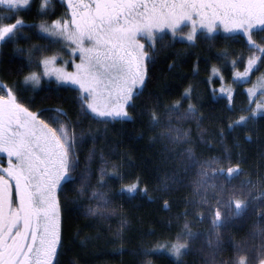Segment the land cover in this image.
<instances>
[{
  "label": "snow or ice",
  "instance_id": "snow-or-ice-1",
  "mask_svg": "<svg viewBox=\"0 0 264 264\" xmlns=\"http://www.w3.org/2000/svg\"><path fill=\"white\" fill-rule=\"evenodd\" d=\"M33 2L0 0L5 13L0 16V43L11 44L20 58L11 61L15 80L0 77V154L7 158L6 166L0 161V264H54L62 242L65 182L74 186L71 202L77 211L83 206L87 215L102 220L120 217L114 239L108 242H118L114 250L121 251L129 244L126 231L131 222L118 201L138 192L148 195L149 189L146 183L140 186L139 176L125 183L128 177L122 158L112 160L103 149L97 157L96 141L102 139L110 122L133 118L130 109L137 92L147 85L148 61L159 54L157 38L163 40L165 30L171 37H184L190 45L206 34L211 47H215L213 35L218 31L242 34L234 39L245 41L247 56L244 51L232 54L228 62L233 80L218 91L212 88L213 97L226 96L227 106L234 107V90L247 84L249 74L264 65V38L258 39L255 33L257 28L264 31V0H63L65 11L56 18L49 14L50 0H39L36 14L40 19L29 25L34 31L26 32V21L15 14ZM21 35L25 43L20 42ZM229 55L228 48L217 50L218 60H228ZM212 74L225 80L216 64ZM259 80L264 81V72ZM53 81L74 91L76 120L62 107L33 110L31 98L23 96V92L43 90ZM207 83L214 84L212 75ZM193 91L190 84L179 99L164 104L162 112L157 97L150 112V123L161 129L160 137L175 146H165V161L173 160L175 166L165 170L162 187L191 188V195L182 198L183 210L167 223L169 230L173 221L178 227L175 240L149 245L141 239L129 251L145 257L165 252L174 264H188L185 257L203 238L205 244L195 248L199 264H264V173L254 178L248 175L237 183L235 177L246 172L242 159L232 163L230 155L204 157L196 151L198 141L206 142L207 129L201 123L204 105L198 97L193 102ZM246 91L248 104L241 109L244 114L229 120L228 129L264 113V85L260 99L256 83ZM184 100L188 101L186 107ZM53 111L60 120L44 115ZM84 121L89 122L87 129ZM190 121H196L199 136L182 126ZM76 125H81L79 132ZM224 131L221 128V136ZM89 140L92 146L81 168L79 153ZM97 158L99 163L94 167ZM193 169L195 179L189 184L187 178ZM85 198L87 205H83ZM162 207L170 209L171 202L165 199ZM249 208L255 218L251 233L236 239L232 221ZM206 220L207 227L201 228ZM257 238L258 244L254 242ZM226 251H230L227 257L223 255ZM140 264L153 261L142 260Z\"/></svg>",
  "mask_w": 264,
  "mask_h": 264
},
{
  "label": "trees",
  "instance_id": "trees-1",
  "mask_svg": "<svg viewBox=\"0 0 264 264\" xmlns=\"http://www.w3.org/2000/svg\"><path fill=\"white\" fill-rule=\"evenodd\" d=\"M38 3L39 0H34L30 8L15 14L24 18L26 24L23 27L29 31L32 30L29 25L40 19L36 14ZM64 11L65 6L61 1L51 0L49 14L54 13L51 18L60 16ZM3 15L5 13L1 7L0 16ZM262 32H255L258 39L263 38L264 31ZM22 36L19 37V40L21 43H25ZM235 36L223 34L213 36L215 47L209 45L206 34L200 36L195 44L191 45L169 35L164 36L163 40H157L156 47L159 49V54L154 59L149 58L147 85L137 93L136 102L130 109L133 118L110 122L106 131L102 128L104 135L95 144L97 157L99 151L103 149L112 160L119 162L122 158L123 170L128 177L124 181L125 183H129L139 176L141 178L140 186L144 187L145 183L148 186V195L138 192L132 198L126 197L122 201H118L123 204V211L131 222L126 231L129 244L123 250L115 251L114 248L118 246V242L113 244L108 241L114 239L112 234L119 227L120 217L117 215L108 220H102L87 215L86 208L83 206L77 211L71 202L74 186L65 182L68 188L65 193L61 194L64 204L62 242L58 247L54 264H139L140 261L147 259H151L153 264H174L173 258L165 252L153 253L145 257L132 255L129 251L141 239L149 245L155 244L157 241L163 243L166 240H175L178 227L173 221L169 230L167 228L168 220L183 210L182 198L191 195L190 187H181L178 190H165L162 187L165 170L175 166L173 160L165 161V157L168 155L165 146L167 145L169 149L175 146L162 139L159 135L161 129L150 123L151 106L155 104L157 97L161 104L159 111L162 112L164 104L179 99L184 88L190 84L193 85V102H196L198 97L203 103L201 111L204 119L201 123L207 129L204 133L206 142L198 141L196 151L202 152L204 157L230 155L232 163H236L238 158L242 159L244 161L242 167L246 172L235 177L234 182L237 183L248 175L254 178L258 173H264V113H258L254 120L241 123L234 129L227 128L229 120H235L244 114L241 109L248 104L244 89L249 81L247 84H240L234 90L235 104L232 108L227 106L226 96H212L213 87L218 91L222 85L226 87L233 80L231 64L228 62L232 54L244 51L245 57L247 56L245 41L243 39L237 41L234 39ZM12 47L11 44L0 43V77L8 82L16 79L15 74L11 71V61L20 59L13 53ZM223 48L229 49L228 60L217 59V50ZM184 49L187 51L185 52ZM214 64L221 68L225 77L223 82L219 75L212 74ZM239 67L241 70L243 64H240ZM210 75L214 81L213 85L207 83ZM23 96L31 98L33 110L62 107L71 120L77 118V105L73 100L74 91L67 86L58 87L54 82L47 83L43 86V90L25 91ZM187 104L188 101L184 100L183 106L186 107ZM45 113L47 114V112ZM164 119L167 117L165 116ZM173 121L175 122V117H173ZM88 124V121H84L83 127L87 129ZM92 126L96 127L95 124ZM182 126L190 128L193 136H199L196 121L184 122ZM69 127L71 128V125ZM221 128L225 129L223 136L220 134ZM80 129L81 125L75 126V131L79 132ZM91 146L92 141L89 140L79 153L81 168L84 166L88 148ZM184 146L180 145L179 147ZM98 163L97 158L93 166L97 167ZM193 179H195V169L189 174L187 183L190 184ZM115 186L119 187V182ZM65 195L67 196L66 200L64 199ZM149 196H153L155 199L150 200ZM165 199L171 202V208L168 210L162 207ZM88 203L89 201L85 198L83 205ZM254 219L252 210L249 208L232 221V234L236 239L249 235ZM207 224L206 220L200 227H207ZM153 229L155 230L153 235H146ZM98 233L99 238H96ZM254 242L258 244L259 238ZM204 244L203 238H200L194 245L203 246ZM229 254L230 251H226L223 255L227 257ZM186 257L188 264H196L194 260H197V257L192 255V251H189Z\"/></svg>",
  "mask_w": 264,
  "mask_h": 264
},
{
  "label": "rangeland",
  "instance_id": "rangeland-1",
  "mask_svg": "<svg viewBox=\"0 0 264 264\" xmlns=\"http://www.w3.org/2000/svg\"><path fill=\"white\" fill-rule=\"evenodd\" d=\"M59 1H63V0H59ZM50 4H51V0H50ZM65 5V4H64ZM3 8V6H0V8ZM65 7H66V5H65ZM26 9V8H25ZM22 10H24V9H22ZM10 22V21H9ZM24 30L27 32V31H29V30H27V29H25L24 28ZM30 31H34V29H32V30H30ZM256 31H260L261 33H263L262 32V30L260 29V28H257L256 30H255V32ZM219 33H222L223 35H226V36H228V35H242V34H239V33H233V34H229V33H225V32H223L222 30L221 31H219ZM163 36H166V35H169V36H171L170 35V33L167 31V30H165L164 31V33L162 34ZM22 38L24 39V37L22 36ZM175 38L176 39H178V40H181V41H184V42H187L186 41V39L184 38V37H181V36H175ZM263 38H264V35H263ZM159 39V37L157 38V40ZM24 41V40H23ZM187 43H189V42H187ZM241 70H243V68L241 69ZM261 72H264V65H261L260 66V68L257 70V71H255V72H252V73H250L249 75H250V77H251V79L249 80V83L245 86V89H244V91H245V93L247 94V91H246V88H247V86H250L251 84H253V83H256V91H257V99H260L261 97H260V89H261V86L262 85H264V81H261V80H259V77H260V74H261ZM45 79H47V78H45ZM54 82V81H53ZM47 84V83H46ZM45 84V85H46ZM68 87V86H67ZM73 88H74V86H73ZM37 90H39V89H37ZM37 90H35V91H37ZM139 91H141V90H139ZM138 91V92H139ZM137 92V93H138ZM248 95V94H247ZM46 117H50L51 119H53V120H60L61 119V117H60V115L59 114H57V113H54V112H47V114L45 113L44 114ZM124 120H127V118L126 119H124ZM3 155V154H2ZM253 228V227H252ZM252 230V229H251ZM251 230H250V232H249V235H250V233H251ZM248 235V236H249ZM197 247H200V246H198V245H194L193 246V250H191L192 251V255H194V256H196L197 257V260H194V263H196V264H199V262H200V256H199V254L198 253H196V251H195V248H197ZM187 258V257H186ZM196 259V258H195ZM54 260H55V257H54ZM55 262V261H54ZM140 264V263H139Z\"/></svg>",
  "mask_w": 264,
  "mask_h": 264
},
{
  "label": "flooded vegetation",
  "instance_id": "flooded-vegetation-1",
  "mask_svg": "<svg viewBox=\"0 0 264 264\" xmlns=\"http://www.w3.org/2000/svg\"><path fill=\"white\" fill-rule=\"evenodd\" d=\"M61 2L64 4L63 1H61ZM64 6H65V5H64ZM65 8H66V7H65ZM220 34H222V33H219V31H218V32L214 33L213 36L220 35ZM6 160H7V158H6L4 155L0 154V161H2V162L5 164V166H6Z\"/></svg>",
  "mask_w": 264,
  "mask_h": 264
},
{
  "label": "bare ground",
  "instance_id": "bare-ground-1",
  "mask_svg": "<svg viewBox=\"0 0 264 264\" xmlns=\"http://www.w3.org/2000/svg\"><path fill=\"white\" fill-rule=\"evenodd\" d=\"M62 6V5H61ZM58 89V88H57Z\"/></svg>",
  "mask_w": 264,
  "mask_h": 264
}]
</instances>
